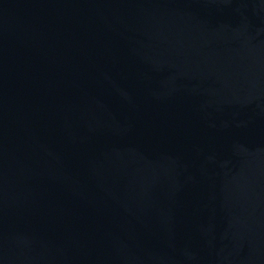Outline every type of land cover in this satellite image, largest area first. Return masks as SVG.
Instances as JSON below:
<instances>
[{"label": "water", "instance_id": "95a60500", "mask_svg": "<svg viewBox=\"0 0 264 264\" xmlns=\"http://www.w3.org/2000/svg\"><path fill=\"white\" fill-rule=\"evenodd\" d=\"M0 264H264V0H0Z\"/></svg>", "mask_w": 264, "mask_h": 264}]
</instances>
